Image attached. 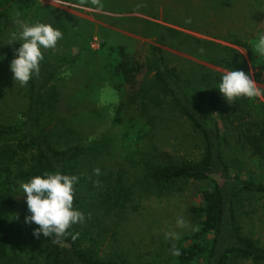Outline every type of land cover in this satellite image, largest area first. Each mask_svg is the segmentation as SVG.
<instances>
[{
    "label": "trees",
    "instance_id": "16d2710c",
    "mask_svg": "<svg viewBox=\"0 0 264 264\" xmlns=\"http://www.w3.org/2000/svg\"><path fill=\"white\" fill-rule=\"evenodd\" d=\"M34 4L35 0H8L0 9V29L13 18L22 19ZM56 28L67 31L64 24ZM180 35L203 49L208 66L163 48L169 46L163 40ZM90 36L80 37L75 54L43 55L39 75L24 85L26 104L19 119L0 123V264H142L116 241V228L130 213L140 211L143 200L181 193L190 182L201 185L188 208L195 229L176 241L164 262L146 264H264V246L245 233L243 220L249 216L243 214L244 203L264 195V181H255L239 165L234 168L225 156L228 132L249 148L252 157L264 160V101L257 95L230 104L216 88L226 71L242 70L264 98V52L251 57V72L236 49L171 29L148 51L130 54L122 47L112 49L104 66L96 62L92 68L90 60L102 55L88 47ZM61 42L68 43L67 33ZM14 58L9 53L8 64ZM74 66H82L74 75L79 76L73 86L76 95L87 89L97 93L104 80L123 79L126 85L117 83L114 90L120 99L137 102V114L127 122L118 148L101 143L99 154L85 157L83 141L88 134L76 131L75 115L69 121L59 117V83ZM92 115L101 118L96 110L78 117L89 125ZM181 124L192 130L186 138L202 146L199 159L167 150ZM45 172L79 177L74 207L85 220L59 239L33 235L38 226L25 223L30 215L26 203L21 217L8 216L23 199L22 183Z\"/></svg>",
    "mask_w": 264,
    "mask_h": 264
},
{
    "label": "rangeland",
    "instance_id": "374dc122",
    "mask_svg": "<svg viewBox=\"0 0 264 264\" xmlns=\"http://www.w3.org/2000/svg\"><path fill=\"white\" fill-rule=\"evenodd\" d=\"M7 3L8 0H0V9ZM28 11L22 19L13 18L0 29V57L4 58L0 61V123L18 120L26 104L24 86L14 81L7 62L9 53H15L22 43L19 40L21 23H45L54 28L64 24L67 31L61 32L68 34V43L59 40L55 49L43 50V55L56 58L77 53L80 37L91 35L88 47L91 48L96 40L100 46L93 51L102 55L96 61L94 58L90 60L92 68L96 62L104 66L105 56L112 49L122 47L130 54L149 50V45L155 44L156 39L167 38L171 29L195 39L236 49L247 61L251 72V57L261 56L257 48V37L259 33H264V0H98V3H93V0H35L33 8ZM163 41L169 45L163 48L170 53L208 66L205 62L207 57H202L203 49H198L193 39L188 40L180 35ZM216 49L223 53V57L228 56L222 49ZM83 60L86 63L87 58ZM81 70L82 66H74L62 76L65 81L59 83L62 91L59 117L69 121L71 115L76 116V131H83L89 136L83 141L87 151L85 157H88L99 154L101 143L115 149L120 146L127 122L137 114V102L120 99L119 93L114 90L117 83L126 85L123 79L114 82L104 80L103 88L97 93L96 90L87 89L83 95H76L73 86L79 76L74 75ZM134 94L132 96L135 97ZM259 97L264 101L260 91ZM93 110L101 118L96 120L92 115L93 121L84 125L78 115L91 114ZM191 134L192 130L188 126H177L166 146L167 150L199 159L203 148L192 142V138H186V135ZM226 136L229 144L225 147V156L231 165L244 168L246 174L257 182L264 181V160L252 157L249 148H243L236 136L228 132ZM200 186L199 183L190 182L181 193L161 199L147 198L143 200L139 212L130 213L121 226L116 228V241L129 251L133 261L140 260L142 264L164 262L176 241L195 229L188 208L193 204L195 190ZM25 203L23 197L18 206L8 211V216L21 217L27 210ZM243 210V214L249 213L243 219L245 233L264 246V195L247 200ZM158 253L162 258H159Z\"/></svg>",
    "mask_w": 264,
    "mask_h": 264
},
{
    "label": "clouds",
    "instance_id": "9594fccd",
    "mask_svg": "<svg viewBox=\"0 0 264 264\" xmlns=\"http://www.w3.org/2000/svg\"><path fill=\"white\" fill-rule=\"evenodd\" d=\"M98 3V0H93ZM63 33L51 24H20V47L14 53L10 62V70L14 81L21 86L40 73V64L44 59L43 50L55 49ZM257 48L264 52V33L258 34ZM4 58L0 57V61ZM222 96L230 103L240 98H253L259 95L255 82L249 74L242 70L226 71L216 87ZM99 175V169H96ZM79 182L76 175H67L59 172H45L37 175L28 182L22 183L21 189L26 198L29 216L25 223L29 226L37 225L33 235L39 237L61 238L67 231L85 220L84 213L74 207L75 185ZM179 223H183L180 221ZM78 233L73 236L77 238ZM179 255V251H175Z\"/></svg>",
    "mask_w": 264,
    "mask_h": 264
},
{
    "label": "built area",
    "instance_id": "2783aa9c",
    "mask_svg": "<svg viewBox=\"0 0 264 264\" xmlns=\"http://www.w3.org/2000/svg\"><path fill=\"white\" fill-rule=\"evenodd\" d=\"M99 46H100L99 43L95 40V42L91 44V49L97 50Z\"/></svg>",
    "mask_w": 264,
    "mask_h": 264
}]
</instances>
